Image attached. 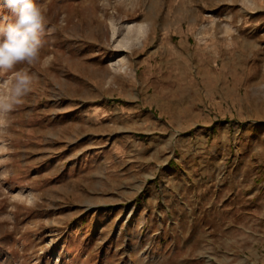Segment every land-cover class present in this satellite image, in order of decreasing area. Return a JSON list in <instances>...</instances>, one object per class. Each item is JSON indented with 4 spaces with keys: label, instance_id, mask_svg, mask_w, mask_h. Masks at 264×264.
<instances>
[{
    "label": "rangeland",
    "instance_id": "obj_1",
    "mask_svg": "<svg viewBox=\"0 0 264 264\" xmlns=\"http://www.w3.org/2000/svg\"><path fill=\"white\" fill-rule=\"evenodd\" d=\"M34 2L0 264H264V0Z\"/></svg>",
    "mask_w": 264,
    "mask_h": 264
},
{
    "label": "clouds",
    "instance_id": "obj_2",
    "mask_svg": "<svg viewBox=\"0 0 264 264\" xmlns=\"http://www.w3.org/2000/svg\"><path fill=\"white\" fill-rule=\"evenodd\" d=\"M4 7L15 17L0 18V72L11 73V79L0 81V132L7 128L8 117L23 98L32 90L33 74L17 65H33L41 59L44 46L46 20L34 0H4ZM49 58H45L44 66ZM6 145L0 144V154L6 153ZM27 206L36 203L35 194Z\"/></svg>",
    "mask_w": 264,
    "mask_h": 264
},
{
    "label": "trees",
    "instance_id": "obj_3",
    "mask_svg": "<svg viewBox=\"0 0 264 264\" xmlns=\"http://www.w3.org/2000/svg\"><path fill=\"white\" fill-rule=\"evenodd\" d=\"M264 169V168H263Z\"/></svg>",
    "mask_w": 264,
    "mask_h": 264
}]
</instances>
